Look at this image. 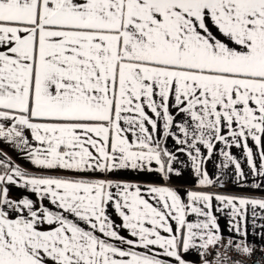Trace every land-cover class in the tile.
I'll return each mask as SVG.
<instances>
[{
    "label": "snow or ice",
    "instance_id": "6c2138e0",
    "mask_svg": "<svg viewBox=\"0 0 264 264\" xmlns=\"http://www.w3.org/2000/svg\"><path fill=\"white\" fill-rule=\"evenodd\" d=\"M0 146V264H264V0H0Z\"/></svg>",
    "mask_w": 264,
    "mask_h": 264
},
{
    "label": "crops",
    "instance_id": "0c3cea01",
    "mask_svg": "<svg viewBox=\"0 0 264 264\" xmlns=\"http://www.w3.org/2000/svg\"><path fill=\"white\" fill-rule=\"evenodd\" d=\"M0 147H4V150L8 151L9 155H12L13 158H15V153L11 152L6 146H0ZM18 162L21 163V164L24 163L23 160H19ZM209 167H210V170H211V165ZM222 191L229 192V193L241 194L240 188L235 186V185H233V184H231V183L226 185V187ZM256 194L259 195L258 193H256ZM220 223H221L222 228H225V230H226V219H221ZM252 239H254V238L250 235L249 236V240H252ZM256 242L259 243L258 238H257Z\"/></svg>",
    "mask_w": 264,
    "mask_h": 264
}]
</instances>
